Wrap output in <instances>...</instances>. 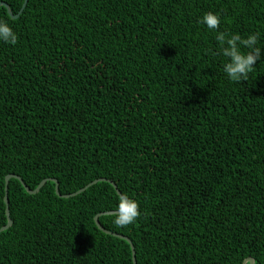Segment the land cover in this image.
<instances>
[{
    "label": "trees",
    "instance_id": "obj_1",
    "mask_svg": "<svg viewBox=\"0 0 264 264\" xmlns=\"http://www.w3.org/2000/svg\"><path fill=\"white\" fill-rule=\"evenodd\" d=\"M206 12L264 47V0L0 6L18 36L0 41V227L8 174L60 194L103 178L139 204L128 226L98 216L137 264H264V60L231 81ZM7 196L0 264H133L94 221L115 210L109 181L60 197L12 177Z\"/></svg>",
    "mask_w": 264,
    "mask_h": 264
},
{
    "label": "clouds",
    "instance_id": "obj_2",
    "mask_svg": "<svg viewBox=\"0 0 264 264\" xmlns=\"http://www.w3.org/2000/svg\"><path fill=\"white\" fill-rule=\"evenodd\" d=\"M200 22L209 30H217L215 40L217 48L213 55L223 57L222 70L231 81L246 79L257 61L264 60V47L259 46V34L218 31L221 18L214 12H206ZM18 36L6 20L0 19V41L10 45L17 43ZM140 215L138 202L127 193L119 195L115 205L117 226H128L136 222Z\"/></svg>",
    "mask_w": 264,
    "mask_h": 264
},
{
    "label": "water",
    "instance_id": "obj_3",
    "mask_svg": "<svg viewBox=\"0 0 264 264\" xmlns=\"http://www.w3.org/2000/svg\"><path fill=\"white\" fill-rule=\"evenodd\" d=\"M26 3H27V0H24L23 3H22L21 8L19 9V11H18L16 14H13V13H12L11 9L9 8V6H8L5 2H0V6H4V7L6 8V10H7L8 14L10 15V17H12V18H16V17H18L19 14L22 12V10H23V8L25 7ZM12 177L18 179V180L21 182V184L24 186L26 192L29 193V194H34V193L38 192L39 189L45 184V182H46L47 180H50V181H54V182H55V193H56L58 196H60V197H69V196H73V195H75V194H77V193L83 191L84 189H86V188L89 187L90 185L96 183L98 180H106V181H109V182L113 185V187L115 188L116 192H117L119 195L121 194L120 191L117 189L116 185H115L111 180H107V179H103V178H101V179H95V180L89 182L88 184H86L84 187H82V188L79 189L78 191L73 192V193H71V194H60V191H59V185H58V182H57V180H56L55 178H45V179L41 180V181L38 183V185H37L34 189H31V188H29V187L23 182V180L21 179L20 176H17V175H14V174H8V175L5 176V186H4V190H5V194H4V201H5V215H6V219H7V221H6V223H5L3 226L0 227V232L3 231V230H5V229H7V228L10 227L11 224H12V219H11V217H10V213H9L8 196H7V193H8V182H9V179L12 178ZM103 214H115V210H110V211L100 212V213L96 214V215L94 216V221H95V224L97 225V227H98L100 230H102L103 232H105V233L112 234V235H114V236H117V237H120V238L125 239V240L130 244V246H131V250H132V261H133V264H137V263H136V259H135V251H134V247H133V245H132L130 239H129L128 237H126V236L121 235V234L113 233V232H110V231L106 230V229L103 228L102 225L99 223L98 216H99V215H103ZM253 262H254V261H253V258H252V257H247V258H245V259L243 260L242 264H246V263H248V264H253Z\"/></svg>",
    "mask_w": 264,
    "mask_h": 264
}]
</instances>
